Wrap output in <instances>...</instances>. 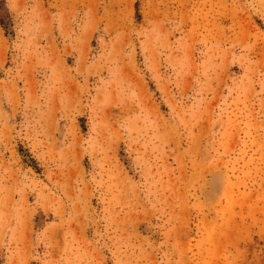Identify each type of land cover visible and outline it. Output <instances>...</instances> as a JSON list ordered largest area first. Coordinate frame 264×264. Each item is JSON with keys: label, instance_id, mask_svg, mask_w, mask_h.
Listing matches in <instances>:
<instances>
[{"label": "rangeland", "instance_id": "obj_1", "mask_svg": "<svg viewBox=\"0 0 264 264\" xmlns=\"http://www.w3.org/2000/svg\"><path fill=\"white\" fill-rule=\"evenodd\" d=\"M0 264H264V0H0Z\"/></svg>", "mask_w": 264, "mask_h": 264}]
</instances>
